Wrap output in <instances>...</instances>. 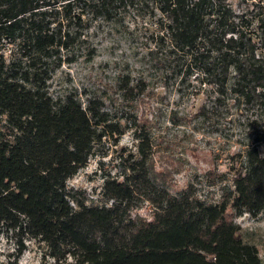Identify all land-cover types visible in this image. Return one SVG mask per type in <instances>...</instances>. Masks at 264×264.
I'll return each instance as SVG.
<instances>
[{
	"label": "trees",
	"instance_id": "1",
	"mask_svg": "<svg viewBox=\"0 0 264 264\" xmlns=\"http://www.w3.org/2000/svg\"><path fill=\"white\" fill-rule=\"evenodd\" d=\"M127 10L156 19L148 55L162 54L178 74L197 70L217 100L232 93L264 111V0L240 10L231 0H0V116L10 129L0 130V234L16 252L6 264H18L30 241L43 264H263L234 219L264 213V130L238 168L209 172L210 186L226 183L214 199L194 181L174 192L156 170L151 130L126 110L146 79L121 74L119 104L50 93L54 72L79 59L88 22ZM127 132L136 152L121 157L120 176H105L98 200L68 186L99 145ZM146 203L152 221L133 215Z\"/></svg>",
	"mask_w": 264,
	"mask_h": 264
},
{
	"label": "rangeland",
	"instance_id": "2",
	"mask_svg": "<svg viewBox=\"0 0 264 264\" xmlns=\"http://www.w3.org/2000/svg\"><path fill=\"white\" fill-rule=\"evenodd\" d=\"M251 1L231 3L240 10ZM88 26L87 42L77 51L79 59L54 72L52 96L72 92L82 94L84 99L85 93H96L119 104L117 79L121 74L146 79V91L126 110L149 126L156 170L169 177L174 192L194 181L203 196L219 199L226 183L210 186L209 172L227 174L231 168L239 167L240 157L254 145L255 130H264V111L239 103L232 93L217 100L210 85L200 81L197 70L185 65L178 74L174 64L164 61L162 54L157 59L148 55L149 48L155 46L152 33L156 37L158 30L154 18L127 10L116 21L90 20ZM7 48L10 53L13 47ZM90 50H94L92 56ZM0 130L9 134L6 117L0 116ZM136 144L131 132L116 144L105 140L87 165L68 180V186L98 200L105 176H120L124 168L121 157L135 153ZM259 147L264 151V143ZM154 212L146 203L133 215L152 221ZM234 220L241 227L242 238L256 246L264 264V213L244 214ZM15 253L12 236L0 234V264H6ZM42 256L43 248L30 241L18 264H43Z\"/></svg>",
	"mask_w": 264,
	"mask_h": 264
}]
</instances>
